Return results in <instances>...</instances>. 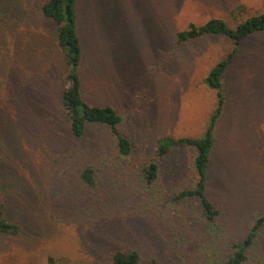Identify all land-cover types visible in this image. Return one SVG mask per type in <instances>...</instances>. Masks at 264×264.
<instances>
[{
    "label": "rangeland",
    "instance_id": "rangeland-1",
    "mask_svg": "<svg viewBox=\"0 0 264 264\" xmlns=\"http://www.w3.org/2000/svg\"><path fill=\"white\" fill-rule=\"evenodd\" d=\"M46 1L0 0V208L20 225L0 233V264H114L118 249L139 250L140 264L222 263L264 214V32L243 41L223 76L207 188L217 219L174 200L195 184V147L174 148L152 183L143 168L159 137L204 134L217 105L206 78L234 48L221 34L179 44L178 32L213 17L235 26L264 0H79L83 93L124 115L128 155L104 126L72 134L69 64ZM248 254L245 264H264V228Z\"/></svg>",
    "mask_w": 264,
    "mask_h": 264
},
{
    "label": "trees",
    "instance_id": "trees-1",
    "mask_svg": "<svg viewBox=\"0 0 264 264\" xmlns=\"http://www.w3.org/2000/svg\"><path fill=\"white\" fill-rule=\"evenodd\" d=\"M79 0H47L42 6L45 17L58 25L57 41L65 53L69 64L67 85L63 90L62 101L69 118V127L72 134L82 137L91 125H100L108 128L122 155H128L132 149L131 140L123 133L121 124L125 117L113 105H98L88 102L83 93L81 66L84 60V44L79 28ZM244 6H240L239 13ZM237 11V12H238ZM264 32V12L240 20L235 26L220 17H213L203 24L190 23L189 26L178 32V43H184L201 37L221 34L234 42V48L217 64H215L206 78V82L216 90L217 105L209 117L207 128L202 136H163L157 141V156L144 168L143 173L149 183L158 178L159 161L166 157L178 146H193L196 149L194 168L196 181L193 187L185 188L175 194L176 201H197L204 218L211 222L217 219L220 209L215 207L207 193L209 169L213 159V151L217 144V126L225 110L227 98L224 93L223 76L236 59L243 41L256 34ZM1 86V82H0ZM96 169L86 165L82 171V178L86 183L94 184ZM264 228V214L259 216L251 225L247 236L243 240L231 244L227 258L220 264H245L249 258L248 251L253 246L261 230ZM20 225L6 219L0 208V233H19ZM141 253L137 249H118L113 256L114 264H140ZM49 264H59L50 258ZM61 264H90L87 262H63ZM219 264V263H218Z\"/></svg>",
    "mask_w": 264,
    "mask_h": 264
}]
</instances>
